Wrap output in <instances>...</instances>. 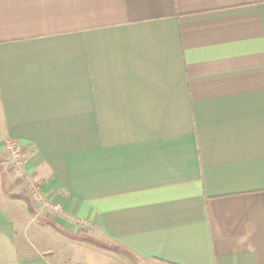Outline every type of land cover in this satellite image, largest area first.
<instances>
[{
  "label": "crops",
  "instance_id": "0c3cea01",
  "mask_svg": "<svg viewBox=\"0 0 264 264\" xmlns=\"http://www.w3.org/2000/svg\"><path fill=\"white\" fill-rule=\"evenodd\" d=\"M0 264H264V0H0Z\"/></svg>",
  "mask_w": 264,
  "mask_h": 264
},
{
  "label": "rangeland",
  "instance_id": "374dc122",
  "mask_svg": "<svg viewBox=\"0 0 264 264\" xmlns=\"http://www.w3.org/2000/svg\"><path fill=\"white\" fill-rule=\"evenodd\" d=\"M13 142L8 143V148ZM21 149V148H20ZM10 151V150H8ZM15 166L20 165L21 160L13 156ZM40 188L37 185H32V192L22 195L25 200V210L22 216L19 214L22 231L29 235V240L39 247H48L49 249H59L63 252H68L70 255L74 251H78L82 247H87L90 239L86 228H78L73 231L62 227L54 218L57 212L55 206L48 210L47 214H40L38 207L42 205L38 194ZM86 244V245H84Z\"/></svg>",
  "mask_w": 264,
  "mask_h": 264
},
{
  "label": "built area",
  "instance_id": "2783aa9c",
  "mask_svg": "<svg viewBox=\"0 0 264 264\" xmlns=\"http://www.w3.org/2000/svg\"><path fill=\"white\" fill-rule=\"evenodd\" d=\"M8 145V144H7ZM8 150H10V152L18 159H21L23 154L22 151L20 149V146L13 142V144L8 148V146H6ZM36 196L39 195L40 196V200H42V194L39 190L38 194H35Z\"/></svg>",
  "mask_w": 264,
  "mask_h": 264
}]
</instances>
